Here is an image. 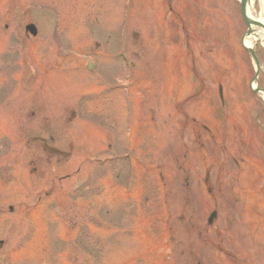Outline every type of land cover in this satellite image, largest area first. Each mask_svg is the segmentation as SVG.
<instances>
[{
	"label": "rangeland",
	"instance_id": "1",
	"mask_svg": "<svg viewBox=\"0 0 264 264\" xmlns=\"http://www.w3.org/2000/svg\"><path fill=\"white\" fill-rule=\"evenodd\" d=\"M245 32L238 0H0V264H264Z\"/></svg>",
	"mask_w": 264,
	"mask_h": 264
},
{
	"label": "water",
	"instance_id": "2",
	"mask_svg": "<svg viewBox=\"0 0 264 264\" xmlns=\"http://www.w3.org/2000/svg\"><path fill=\"white\" fill-rule=\"evenodd\" d=\"M249 0H241V13H242V17L244 19V22L247 26V33L246 35H250V34H256L257 29H262L264 32V25L258 21H255L253 19H251L248 14H247V4H248ZM27 29H29L30 31H32L33 33H35V29L33 28V26H29L27 27ZM248 52L251 54V56L253 57L256 66L258 68V62L257 59L253 53L252 49L247 48ZM258 91V90H256ZM214 214L210 217L209 222L212 221V219L214 218Z\"/></svg>",
	"mask_w": 264,
	"mask_h": 264
},
{
	"label": "bare ground",
	"instance_id": "3",
	"mask_svg": "<svg viewBox=\"0 0 264 264\" xmlns=\"http://www.w3.org/2000/svg\"><path fill=\"white\" fill-rule=\"evenodd\" d=\"M259 21L264 23V19L262 17L259 18ZM263 34H264L263 30H261V29L257 30L256 34H251V35H249L247 37V39H245L246 40V44L250 45V43H252L253 40H256V39H253L255 36H256L257 39L263 41Z\"/></svg>",
	"mask_w": 264,
	"mask_h": 264
},
{
	"label": "flooded vegetation",
	"instance_id": "4",
	"mask_svg": "<svg viewBox=\"0 0 264 264\" xmlns=\"http://www.w3.org/2000/svg\"><path fill=\"white\" fill-rule=\"evenodd\" d=\"M226 249L225 248H222V251H225Z\"/></svg>",
	"mask_w": 264,
	"mask_h": 264
}]
</instances>
